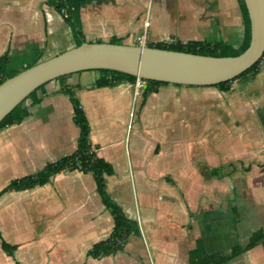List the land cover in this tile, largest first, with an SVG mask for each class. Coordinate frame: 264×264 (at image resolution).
<instances>
[{"label": "crops", "instance_id": "obj_1", "mask_svg": "<svg viewBox=\"0 0 264 264\" xmlns=\"http://www.w3.org/2000/svg\"><path fill=\"white\" fill-rule=\"evenodd\" d=\"M55 3L0 0L6 77L76 46ZM63 8L88 42L119 38L137 45L145 35L147 43L222 41L237 48L244 37L238 0H66ZM98 76L96 70L81 71L64 83L74 88L85 112L96 154L113 166L106 191L132 221L124 248L97 258L86 254L109 236L113 220L92 174L74 170L0 195V233L16 245L13 256L0 246V264H189L203 255L232 253L264 229V63L236 90L233 84L223 92L169 83L143 104L140 92L129 177L108 136L130 114L134 83L92 88ZM60 88L58 80L46 83L24 101L28 115L0 130V189L75 150L78 127ZM13 196L20 207L33 203L41 209L33 232L22 219L8 217ZM225 264H264V241Z\"/></svg>", "mask_w": 264, "mask_h": 264}, {"label": "trees", "instance_id": "obj_2", "mask_svg": "<svg viewBox=\"0 0 264 264\" xmlns=\"http://www.w3.org/2000/svg\"><path fill=\"white\" fill-rule=\"evenodd\" d=\"M240 5L243 21H244V37L241 45L237 48H233L230 45L223 43L222 41L207 42L200 40H173L170 43H147V46L185 51L196 54L211 55V56H226V55H236L241 53L249 44L250 40V25L248 14L244 5L243 0H238ZM56 9L60 11L61 8L66 6V0H56ZM67 10V9H66ZM67 24L69 25L72 34L75 39L76 46L84 42V37L82 31L76 26L74 21L71 19L70 15L67 14L64 17ZM97 42H101L98 40ZM110 43H122L119 38H112ZM264 56V53L263 55ZM8 61L7 53L0 56V83L7 77L5 75L6 64ZM262 62V57L251 65L248 69L235 76L231 80L220 82L212 85L220 91L227 92L230 90L231 82L235 80H240L242 84L247 83L255 78L260 70V64ZM99 72V76L91 84L92 88L98 87H113L122 82H132L134 83L136 77L133 75H126L121 72L100 69L96 70ZM72 74L62 75L55 80L61 82L60 90L66 94L71 102L73 109V121L78 127V136L76 140L75 150L67 155H64L54 161L47 162L40 170L32 174H26L14 179H11L3 188L0 189V195L8 191H21L26 189H31L36 186H41L48 183L53 176L63 171H74L79 170L83 173L90 172L93 176L95 187L98 195L100 196L101 202L110 213L113 226L109 236L103 240L95 242L87 251L86 254L92 257H100L104 255L114 254L124 248L131 232H132V221L126 216L122 207L113 200L108 192L106 191L105 176L111 175L114 172L113 166L110 162L106 161L103 157L96 154L94 148L90 142V124L85 115V112L75 94V90L72 86L65 84L64 81ZM145 85L142 88L141 95L143 104L149 94L155 92L160 85L169 84L165 81L158 80H144ZM45 85V84H44ZM41 85L38 89L43 87ZM181 85V84H175ZM193 86V85H190ZM37 89V90H38ZM33 91L26 98L32 97L35 92ZM25 99V100H26ZM37 102V100H33ZM28 115V109L24 106V101L18 104L10 113H8L0 121V130L20 122L25 116ZM264 241V229H258L254 231L249 239L248 244L244 246H237L232 253L229 254H207L200 258L189 262V264H225L230 259L234 258L238 254L246 251L247 249L255 246L256 244ZM0 246L2 250L8 255L13 256L16 249V245L7 242L0 233Z\"/></svg>", "mask_w": 264, "mask_h": 264}, {"label": "water", "instance_id": "obj_3", "mask_svg": "<svg viewBox=\"0 0 264 264\" xmlns=\"http://www.w3.org/2000/svg\"><path fill=\"white\" fill-rule=\"evenodd\" d=\"M250 40L236 55L211 56L147 45L88 42L39 61L0 83V121L18 104L56 78L87 70L107 69L144 80L212 86L233 79L264 53V0H243Z\"/></svg>", "mask_w": 264, "mask_h": 264}, {"label": "rangeland", "instance_id": "obj_4", "mask_svg": "<svg viewBox=\"0 0 264 264\" xmlns=\"http://www.w3.org/2000/svg\"><path fill=\"white\" fill-rule=\"evenodd\" d=\"M173 41V39L161 41V43H170ZM121 42L123 40L121 39ZM147 44V42H146ZM264 63V59H262L261 65ZM233 84L234 89L236 90L239 86H242V83L240 80H235L231 82ZM231 86V85H230ZM137 97H140V93L136 95ZM136 96H132L130 105H129V112L127 119L124 122H116L114 126H112L109 130V138L110 142H112V146L110 148L112 154H117L119 159L123 158L124 161V167L127 177H129V166L127 167V159L129 158L130 149L133 143L137 140V125L138 120L136 117ZM77 130V127H76ZM143 134V130H140ZM121 140V141H120ZM71 171H63V173H69ZM22 195V194H21ZM98 197V195H97ZM99 198V197H98ZM20 201L19 197H10L9 201V208L7 206V211L9 212L8 217L10 219H22L27 223V226L34 231V227L39 222L38 216L40 214V210L38 209L33 203H27L24 206H18L16 202ZM43 211L47 209H42ZM21 228V225L17 226V229ZM24 244V242H22ZM34 260V259H33ZM30 264H34L31 262Z\"/></svg>", "mask_w": 264, "mask_h": 264}, {"label": "built area", "instance_id": "obj_5", "mask_svg": "<svg viewBox=\"0 0 264 264\" xmlns=\"http://www.w3.org/2000/svg\"><path fill=\"white\" fill-rule=\"evenodd\" d=\"M59 12L63 17H66L68 14L65 8H61ZM147 24L148 22L146 21L145 25ZM137 42H138V45H146L145 35L140 37ZM262 59H264V56H262ZM144 85H145L144 79L136 78L134 82V97L142 91V88L144 87Z\"/></svg>", "mask_w": 264, "mask_h": 264}]
</instances>
